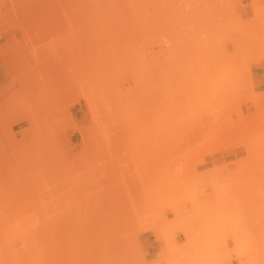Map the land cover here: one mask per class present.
I'll return each instance as SVG.
<instances>
[{
    "label": "rangeland",
    "instance_id": "374dc122",
    "mask_svg": "<svg viewBox=\"0 0 264 264\" xmlns=\"http://www.w3.org/2000/svg\"><path fill=\"white\" fill-rule=\"evenodd\" d=\"M0 60V264H264V0H0Z\"/></svg>",
    "mask_w": 264,
    "mask_h": 264
},
{
    "label": "crops",
    "instance_id": "0c3cea01",
    "mask_svg": "<svg viewBox=\"0 0 264 264\" xmlns=\"http://www.w3.org/2000/svg\"><path fill=\"white\" fill-rule=\"evenodd\" d=\"M1 62V60H0ZM151 240L150 243H157L156 239L152 236V234H149ZM161 250V247L159 245H157L156 247H152V246H147L146 247V251L150 256H155L156 254L159 253V251Z\"/></svg>",
    "mask_w": 264,
    "mask_h": 264
},
{
    "label": "bare ground",
    "instance_id": "6f19581e",
    "mask_svg": "<svg viewBox=\"0 0 264 264\" xmlns=\"http://www.w3.org/2000/svg\"><path fill=\"white\" fill-rule=\"evenodd\" d=\"M36 13H38V12H36ZM35 13V14H36ZM76 13V12H75ZM134 13V12H133ZM72 14H74L73 12H72ZM39 15H40V13H39ZM41 15H42V13H41ZM139 15V14H138ZM72 45V44H71ZM102 82H104L105 84H107V82H105V81H102ZM103 83V84H104ZM109 84V83H108ZM109 86V85H108ZM113 86V85H112ZM109 87H111V86H109ZM106 88H107V85H106ZM107 91V90H106ZM139 254H140V252H138ZM134 254H136V253H134ZM133 256H136V255H133Z\"/></svg>",
    "mask_w": 264,
    "mask_h": 264
}]
</instances>
